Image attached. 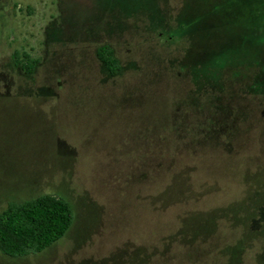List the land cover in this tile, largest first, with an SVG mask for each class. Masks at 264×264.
Here are the masks:
<instances>
[{
	"label": "rangeland",
	"instance_id": "1",
	"mask_svg": "<svg viewBox=\"0 0 264 264\" xmlns=\"http://www.w3.org/2000/svg\"><path fill=\"white\" fill-rule=\"evenodd\" d=\"M41 195L0 264H264V0H0V211Z\"/></svg>",
	"mask_w": 264,
	"mask_h": 264
},
{
	"label": "trees",
	"instance_id": "2",
	"mask_svg": "<svg viewBox=\"0 0 264 264\" xmlns=\"http://www.w3.org/2000/svg\"><path fill=\"white\" fill-rule=\"evenodd\" d=\"M95 56L107 74L117 75L120 67L113 50L99 46ZM13 61L18 63L17 54ZM35 62L22 65L30 74ZM73 222L70 204L58 197L41 195L20 203L10 202L0 211V254L9 258H21L38 254L60 240Z\"/></svg>",
	"mask_w": 264,
	"mask_h": 264
}]
</instances>
